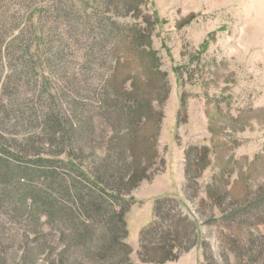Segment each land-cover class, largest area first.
Instances as JSON below:
<instances>
[{
	"label": "rangeland",
	"instance_id": "1",
	"mask_svg": "<svg viewBox=\"0 0 264 264\" xmlns=\"http://www.w3.org/2000/svg\"><path fill=\"white\" fill-rule=\"evenodd\" d=\"M113 19L148 39L103 57L73 31L68 50L50 42V56L45 43L21 62L1 47L0 144L47 154L58 182L108 164L117 183L130 167L126 224L114 210L85 223L57 183L54 201L24 200L15 177L0 178V264H264V0H126ZM51 109L65 119L57 137L44 134ZM155 219L166 234L144 243ZM107 235L128 249L110 250Z\"/></svg>",
	"mask_w": 264,
	"mask_h": 264
},
{
	"label": "trees",
	"instance_id": "2",
	"mask_svg": "<svg viewBox=\"0 0 264 264\" xmlns=\"http://www.w3.org/2000/svg\"><path fill=\"white\" fill-rule=\"evenodd\" d=\"M124 1L126 0H0V24L1 17L6 19L4 21L5 32L2 36L0 35V49L6 45L8 47L6 53L8 60L21 62L26 57H38L39 55L35 53H40V48L42 45L45 46L46 43V47H49L47 54L51 56L53 53L51 43L57 47H66L68 50L70 45L68 43L77 42L72 34L73 31L80 34L81 44L89 38L88 48H102L103 57L115 53L117 50L115 46H118V44L129 45L130 48L139 46L143 44L144 40L148 39V34L144 30L124 34L122 26L113 19L119 6ZM88 8H91V10H87ZM18 29L22 30V33H18L20 37L18 35L10 36L12 32ZM37 30H39V36L36 35ZM47 40L49 42H45ZM17 41H21V48L16 45ZM35 47L36 51H33ZM130 48H127V50L131 51ZM129 54L131 53L127 55ZM18 55L19 59H17ZM45 61L49 64L51 59L47 58ZM93 63L86 61L75 67L73 72L80 76L89 70ZM76 74L72 76L77 78ZM25 77L31 80L34 79L35 84L38 83L37 79L34 78V74L27 73ZM52 97L54 102L55 96L51 95L50 99ZM51 110L52 118L44 123L47 126L44 134L57 137L63 129L65 119L55 113L53 109ZM45 145L53 146L55 143L46 141L43 143V146ZM43 155L26 153L23 157H16V153L0 144V178L10 179L15 177L9 182H16L18 187L14 186L13 189L24 200H34V193H39V195L43 194L46 200L54 201L56 192L48 186V183H57L67 192V196L70 198L71 203L66 201L64 206H68L70 210L74 208L80 210L85 223H93L97 219L103 220L109 210H114V215H109L112 220L115 219L122 226L126 224L123 210L127 201L122 195L130 192L126 188L127 182L131 179L132 169L130 167H127L123 177L116 180L117 183L114 180L115 165L110 166L108 164H105L106 171L103 170L100 173L92 170L90 172L86 169L80 171L82 178L73 179V183L68 178V175L73 174L71 172H68V175L64 173L65 176L58 182L54 163L50 165V161L46 159L47 156ZM13 166H19L20 168L17 167L12 170L11 167ZM71 167L75 171H79V168H81L78 165L76 166L74 162L71 163ZM31 168L40 171V174L35 176L32 174ZM50 169L53 170L48 173ZM89 174L93 176V179L88 178L87 175ZM47 179L49 180L46 181ZM78 183L86 185V189L78 188ZM56 205H52V208ZM64 206H62V209L67 210L68 208ZM118 208L119 212L115 210ZM47 214L46 212L41 213L42 216H47ZM156 217L159 218L158 215ZM156 219L148 230L143 232L142 240L144 243L151 231L159 232V235L166 234L159 224L158 230L154 229L157 225ZM107 236L109 237L107 244H110V250L119 247L128 249L126 243L122 241L126 235ZM157 243L158 245L162 244L161 241Z\"/></svg>",
	"mask_w": 264,
	"mask_h": 264
}]
</instances>
